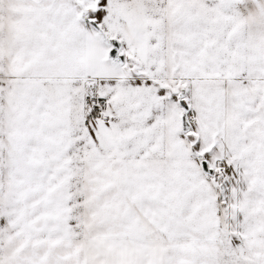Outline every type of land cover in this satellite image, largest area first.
<instances>
[{
	"label": "snow or ice",
	"instance_id": "6c2138e0",
	"mask_svg": "<svg viewBox=\"0 0 264 264\" xmlns=\"http://www.w3.org/2000/svg\"><path fill=\"white\" fill-rule=\"evenodd\" d=\"M0 264H264V0H0Z\"/></svg>",
	"mask_w": 264,
	"mask_h": 264
}]
</instances>
